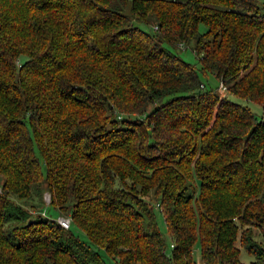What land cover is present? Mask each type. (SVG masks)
I'll use <instances>...</instances> for the list:
<instances>
[{
    "label": "trees",
    "instance_id": "trees-1",
    "mask_svg": "<svg viewBox=\"0 0 264 264\" xmlns=\"http://www.w3.org/2000/svg\"><path fill=\"white\" fill-rule=\"evenodd\" d=\"M259 3L0 0V264H264Z\"/></svg>",
    "mask_w": 264,
    "mask_h": 264
},
{
    "label": "rangeland",
    "instance_id": "rangeland-1",
    "mask_svg": "<svg viewBox=\"0 0 264 264\" xmlns=\"http://www.w3.org/2000/svg\"><path fill=\"white\" fill-rule=\"evenodd\" d=\"M258 2H261L259 4H262L264 3V0H257ZM180 57H182L185 61L191 63V64H195V59L193 57V55L191 53H189V51L187 50H178L176 52ZM199 80H200V83L202 84H207L209 86H214L215 85V81L212 79V77L210 76H200L199 77ZM230 100L234 101V102H237L235 98L233 97H230ZM239 102L242 103V101L238 100ZM238 103V102H237ZM247 107L249 108V110L251 111V113H253L255 115V117L259 120V119H264V110L261 109L260 106H258L257 104H252V103H249L247 104ZM41 188H43V186L41 185ZM33 197L32 199H34V201L37 200V197L35 194H32ZM46 193H44V191L41 192V196H40V201H42V203L44 204V202L46 201ZM30 203V201L26 202L25 206H27L28 204ZM41 203V202H40ZM40 211H44L45 212V215L51 219H55L58 215H56L55 212H52L50 210H47L46 212V207L45 205L43 206H40ZM155 220H156V225H157V228L160 232V234L163 236L164 240H165V254H168L169 252V243H168V240H167V236H166V233H165V228H164V225H163V222L160 218V215L155 213ZM72 231L73 233L81 240H84V237L83 235L77 231L76 229H73L72 228ZM255 237L257 239H261L260 236L258 234H255ZM191 258H192V261L194 264H199V255H198V250H197V245H194L193 248H192V252H191ZM239 260L243 263L247 262L250 260V257L248 255H246L242 250L239 251Z\"/></svg>",
    "mask_w": 264,
    "mask_h": 264
},
{
    "label": "built area",
    "instance_id": "built-area-1",
    "mask_svg": "<svg viewBox=\"0 0 264 264\" xmlns=\"http://www.w3.org/2000/svg\"><path fill=\"white\" fill-rule=\"evenodd\" d=\"M47 196V194H46ZM48 198H46L45 203L47 202ZM41 215H44V211H40ZM55 223L60 226L63 229H67L68 228V224H69V218L68 217H63V216H57L54 219Z\"/></svg>",
    "mask_w": 264,
    "mask_h": 264
},
{
    "label": "water",
    "instance_id": "water-1",
    "mask_svg": "<svg viewBox=\"0 0 264 264\" xmlns=\"http://www.w3.org/2000/svg\"><path fill=\"white\" fill-rule=\"evenodd\" d=\"M28 223V222H27Z\"/></svg>",
    "mask_w": 264,
    "mask_h": 264
}]
</instances>
